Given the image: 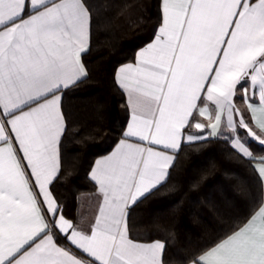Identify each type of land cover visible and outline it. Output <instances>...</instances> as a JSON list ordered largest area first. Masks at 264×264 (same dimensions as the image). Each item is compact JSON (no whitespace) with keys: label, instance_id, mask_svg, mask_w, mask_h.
I'll use <instances>...</instances> for the list:
<instances>
[{"label":"snow or ice","instance_id":"6c2138e0","mask_svg":"<svg viewBox=\"0 0 264 264\" xmlns=\"http://www.w3.org/2000/svg\"><path fill=\"white\" fill-rule=\"evenodd\" d=\"M157 7L148 40L113 73L127 119L89 169L100 203L83 229L56 184L68 131L63 101L90 76L93 4L0 0V264H168L167 242H138L129 220L138 202L169 184L184 137L195 139L188 130L219 139L223 117L231 152L251 156L245 136L264 145L254 130L264 134V0ZM258 174L264 178V159ZM241 224L264 231V199H254L233 231ZM192 264L215 261L204 254Z\"/></svg>","mask_w":264,"mask_h":264},{"label":"trees","instance_id":"16d2710c","mask_svg":"<svg viewBox=\"0 0 264 264\" xmlns=\"http://www.w3.org/2000/svg\"><path fill=\"white\" fill-rule=\"evenodd\" d=\"M91 2L90 76L63 101L68 131L61 142L63 175L56 184L67 215L80 226L87 218L84 195L96 191L89 169L114 147L127 119L125 98L113 83V73L133 60L158 18V0ZM245 138L257 154H264V145ZM225 139L184 142L169 184L138 202L131 213L130 236L145 242L166 241L168 264L192 262L234 232V225L250 211L255 198L264 199L254 159L231 152Z\"/></svg>","mask_w":264,"mask_h":264},{"label":"crops","instance_id":"0c3cea01","mask_svg":"<svg viewBox=\"0 0 264 264\" xmlns=\"http://www.w3.org/2000/svg\"><path fill=\"white\" fill-rule=\"evenodd\" d=\"M236 103H237V107L241 111H244V112L247 111L246 106L243 102L237 101ZM225 125H226V120L222 117L221 126L217 130L218 135L219 137L229 139L228 133H230L231 130L227 129ZM254 130L257 131L258 135H261L262 138H264V134H261L255 128ZM191 133L193 134L195 138L194 141H191V142L208 139L207 138L208 132H204V134L201 135V130H197L193 128V131ZM256 141L259 143L258 140ZM184 142H189L186 136L184 137ZM246 146L249 148V152L251 153V156H248V157L254 159V165L258 171L260 167V161L261 159H264V154L259 155L248 144ZM108 153H105L99 156L98 158H101L102 156ZM174 159L176 160V155L174 156ZM261 179H264V178H261ZM263 188H264V183H263ZM84 201L87 206L86 207L87 218L84 224L81 225L80 227L83 229H87L89 224L94 220L97 214L98 205L100 203L99 197L97 195V190L95 192L85 194ZM137 241L145 242V241H139V240ZM153 241H157V240H153ZM159 241H162V240H159ZM148 242H151V241H148ZM204 254H207L210 259L215 261V264H264V231L249 230L244 225H242L240 228H238L233 233H231L230 235L222 239L220 242H218L216 245H214L207 251L203 252L201 255H204ZM187 264H192V262L187 263Z\"/></svg>","mask_w":264,"mask_h":264},{"label":"rangeland","instance_id":"374dc122","mask_svg":"<svg viewBox=\"0 0 264 264\" xmlns=\"http://www.w3.org/2000/svg\"><path fill=\"white\" fill-rule=\"evenodd\" d=\"M245 138V137H244Z\"/></svg>","mask_w":264,"mask_h":264}]
</instances>
